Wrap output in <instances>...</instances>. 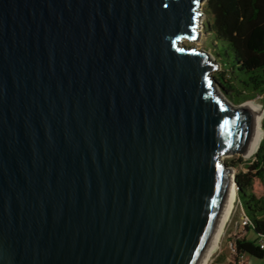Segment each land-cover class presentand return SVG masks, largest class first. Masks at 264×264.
Instances as JSON below:
<instances>
[{
    "label": "water",
    "instance_id": "95a60500",
    "mask_svg": "<svg viewBox=\"0 0 264 264\" xmlns=\"http://www.w3.org/2000/svg\"><path fill=\"white\" fill-rule=\"evenodd\" d=\"M201 1L0 0V264H196L257 134Z\"/></svg>",
    "mask_w": 264,
    "mask_h": 264
},
{
    "label": "trees",
    "instance_id": "16d2710c",
    "mask_svg": "<svg viewBox=\"0 0 264 264\" xmlns=\"http://www.w3.org/2000/svg\"><path fill=\"white\" fill-rule=\"evenodd\" d=\"M204 12L219 65L213 74L220 88L235 102L260 96L263 107V136L246 170L235 174L238 204L248 222L228 239L236 250L233 258L244 253L264 259V248L257 244L264 233V0H206ZM249 230L255 239L247 238Z\"/></svg>",
    "mask_w": 264,
    "mask_h": 264
},
{
    "label": "rangeland",
    "instance_id": "374dc122",
    "mask_svg": "<svg viewBox=\"0 0 264 264\" xmlns=\"http://www.w3.org/2000/svg\"><path fill=\"white\" fill-rule=\"evenodd\" d=\"M206 0L201 1V7L203 9V13L199 16V22H198V30L199 34L197 38L193 40L184 39L183 42L186 45H192L200 49H205L208 53H210L214 58L215 55L213 53V50L211 48L213 47V40L209 33V31L205 28L206 22V16L207 14L204 12V6H205ZM221 46L219 47V49ZM219 51L217 48H215V52ZM221 59L226 63L228 61V58L226 55H222ZM219 67V65H218ZM217 67V68H218ZM216 68V69H217ZM216 69L213 71V73H216ZM216 91L221 92L224 96V99L233 107L239 106L242 102H245L247 100H253L254 102L258 103L260 105V109H262V103L260 101V96H257L252 99H246L241 102H235L232 100L227 94L220 88L218 85V88ZM263 116V115H262ZM255 153V152H254ZM254 153L248 157H245L244 155H241L239 153H224L220 156V159L224 161L233 174L235 175L239 171L246 170V164L251 158L253 157ZM241 217V207L238 204L237 196L235 195L234 200V206L231 212V216L229 217V220L226 224V227L224 228V231L220 237V241L218 246L214 249V251L211 254V258H213V261L215 264H228L227 258L230 257L229 250H228V236L230 233H233L237 229L235 228V222L240 220ZM239 230V229H238ZM247 238L249 239H255L256 234L254 231L249 230L247 232ZM245 264H264L263 258H258L253 255L245 254Z\"/></svg>",
    "mask_w": 264,
    "mask_h": 264
},
{
    "label": "bare ground",
    "instance_id": "6f19581e",
    "mask_svg": "<svg viewBox=\"0 0 264 264\" xmlns=\"http://www.w3.org/2000/svg\"><path fill=\"white\" fill-rule=\"evenodd\" d=\"M242 104H249L252 106V108L256 111V116H255V126H256V137H255V141L253 144V147L249 153V155H244L245 157H248L250 155H252L258 145L259 142L263 136V130L261 127V119H262V111L260 109V105L256 102H254L253 100H247L245 102H242L240 104V106ZM235 195H236V184L235 182L232 180L226 201H225V205L222 209V212L212 230V233L207 241V244L201 254V256L199 257L198 261L196 262V264H204V262L207 260V258L212 254V252L214 251V249L218 246L219 241H220V237L224 231V228L226 227V224L229 220V217L231 216V212L234 206V200H235Z\"/></svg>",
    "mask_w": 264,
    "mask_h": 264
},
{
    "label": "built area",
    "instance_id": "2783aa9c",
    "mask_svg": "<svg viewBox=\"0 0 264 264\" xmlns=\"http://www.w3.org/2000/svg\"><path fill=\"white\" fill-rule=\"evenodd\" d=\"M248 222L247 216H245L243 213H241L240 220L236 221L235 223V228L238 229L242 227L243 225ZM257 244L259 245L260 248H264V233H262L258 238H257ZM228 248H229V254L230 257L227 258L228 264H245V254L240 253L237 255L236 259L233 258V255H236V250L234 248V244L231 240L228 239ZM204 264H215L213 261V258H211V255L207 258V260L204 262Z\"/></svg>",
    "mask_w": 264,
    "mask_h": 264
}]
</instances>
